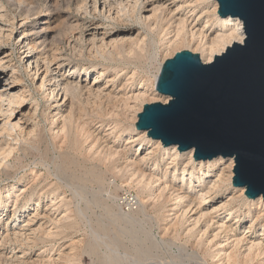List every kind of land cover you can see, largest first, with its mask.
<instances>
[{
	"label": "rangeland",
	"instance_id": "374dc122",
	"mask_svg": "<svg viewBox=\"0 0 264 264\" xmlns=\"http://www.w3.org/2000/svg\"><path fill=\"white\" fill-rule=\"evenodd\" d=\"M83 1L0 0V23L8 26L6 22L15 18L14 30L8 34V27H5V32L0 35V58H3L0 72L15 71L19 81H15L14 90L21 88L24 99L18 107H13L19 110V124L25 126L17 148L9 157L0 160V264H200L197 261L219 264L225 258L222 262L218 254L210 258L220 245L224 246L221 257L232 255L237 264H264V206L258 202L247 206L239 187L232 185L234 162L231 164L230 158L220 156L221 161L216 163L213 171H210L211 167L205 168L208 175L198 173V164L188 163L185 152H179L175 157L171 146L163 149L156 140L143 136V132L135 128L137 114L145 103L167 101L153 87V74L158 65L181 50H189L201 58L199 39L208 42L216 34L227 32L218 22L215 23L214 3L211 0L200 4V0H173L176 4L172 8H179L173 18L167 14V9H163L157 24L153 19L147 20L141 30L133 20L136 15L131 11L120 18L114 17L115 6L120 0L112 1L110 7L107 5L102 9L100 6L96 10H91L92 0ZM78 5L90 7L86 8L89 13L78 11ZM151 5V2L146 3L148 9L145 8L143 14H148L154 4ZM3 12L6 19L2 16ZM75 14L79 15L80 23L89 20V16L97 21L99 33L93 44L86 40L77 42L82 31L80 26L79 31L68 29L70 17ZM26 15L27 18H24ZM40 28H43L47 38H33ZM129 28L132 29L131 34L127 33ZM178 32L182 33L180 38L183 41L171 44ZM22 33L28 40L35 39L33 45L37 56L45 49H55L56 52L52 51L71 70L77 63L79 71L74 69L75 74L70 80L80 85L81 91L73 96L68 93L65 99L63 95H57L62 94L60 88L66 81L65 77L71 75L66 71L63 73L65 76L53 78L55 74L48 67L45 76L42 73L34 78L20 59L21 50L16 37ZM122 36L126 38H119ZM132 36L129 42L127 37ZM112 40L120 44H109ZM38 58L44 62L42 56ZM98 71L102 74L97 79L98 86L91 88ZM79 72L82 75L80 78L77 75ZM86 72L87 81L84 80ZM108 78L112 80L107 82ZM132 92H138L142 98L137 102L132 100L129 97ZM57 106L59 109L55 117ZM124 107H128L129 111ZM70 113L72 116H69ZM65 116L71 117L72 121L69 123V118ZM62 120L66 125L63 132L59 130L63 126ZM4 138L7 137L4 135ZM182 168H186L184 177ZM202 168L205 170L204 166ZM230 175L231 182L228 184L226 180ZM199 178L204 182H199ZM218 178L221 187L199 204L198 200L202 202L200 193L206 192L210 182ZM144 181L148 184L145 187ZM163 188L166 189L161 190ZM177 195L183 196L184 202L178 203L174 197ZM129 196H132L133 203H137L132 206L127 204L129 199L126 203L125 198ZM225 199L227 205L219 208L222 205L220 202ZM184 209L187 212L181 218ZM202 211L211 214L206 213L201 220ZM252 217L258 218L254 222ZM194 219H198L195 226L192 225ZM29 220L30 226H25ZM207 225L210 226L205 239L202 233ZM36 228L41 231L32 232L30 240L15 234ZM215 234L217 237H213ZM235 238L237 241L242 238L239 247ZM258 240L263 246L262 249L260 247L261 253L254 254L256 250L246 252L251 241ZM236 252L239 254L236 255ZM246 255L248 258L244 260Z\"/></svg>",
	"mask_w": 264,
	"mask_h": 264
},
{
	"label": "water",
	"instance_id": "95a60500",
	"mask_svg": "<svg viewBox=\"0 0 264 264\" xmlns=\"http://www.w3.org/2000/svg\"><path fill=\"white\" fill-rule=\"evenodd\" d=\"M221 18H238L244 39L211 62L189 50L163 61L155 91L165 102L145 103L135 128L193 149L195 160L233 158L232 185L264 200V0H216Z\"/></svg>",
	"mask_w": 264,
	"mask_h": 264
},
{
	"label": "bare ground",
	"instance_id": "6f19581e",
	"mask_svg": "<svg viewBox=\"0 0 264 264\" xmlns=\"http://www.w3.org/2000/svg\"><path fill=\"white\" fill-rule=\"evenodd\" d=\"M38 1V0H37ZM82 1V0H81ZM85 2L87 1V0H84ZM83 1V2H84ZM89 1V0H88ZM87 1V2H88ZM93 2V9H91V10H96L97 9V7H102V9H105V7L108 5H111V3H112V1H114V0H92ZM117 1V0H116ZM119 1V0H118ZM128 1V2H127ZM180 1V0H179ZM203 1H205V0H200V2H199V4L201 3V2H203ZM208 1V0H207ZM213 3H214V8H212L213 10H214V13H216V15H217V17H216V20H215V23L216 22H218L219 23V25L223 28V29H226L227 30V32H221V33H218V34H216V36L215 37H213V38H211L208 42L206 41V40H203L202 38H200L199 39V41H198V45H200L201 47H202V54H201V60L203 61V62H211L212 60H213V57H214V55H217V54H220V53H222L225 49H226V47H228L229 45H231L233 42H239V43H241L242 42V40L244 39V31H243V26H242V22L238 19V18H232V17H225V18H221L218 14H217V8H218V4H217V1L216 0H211ZM48 2V1H47ZM91 2V1H90ZM148 2H151L152 3V9H149V11H147L148 12V14L147 15H145V14H143V10L146 8V3H148ZM182 2V1H181ZM186 2V1H185ZM184 2V3H185ZM189 2V1H188ZM77 3V2H76ZM82 3V2H81ZM204 3V2H203ZM202 3V5H204ZM206 3V2H205ZM55 4V3H54ZM84 5H85V3H83ZM114 4H116V3H114ZM127 4H129V5H127ZM174 4H176L173 0H126V1H122V0H120V2H119V5L117 4V6H115V10H116V12H114L115 13V16L114 17H118V18H120V16L122 15H125L126 13H128L129 11H131L133 14H135L136 15V19L134 18L133 20H135L137 23H138V26H139V28H141V30H142V28H143V25L145 24V22L147 21V20H154V22H156L157 21V19L159 18V13L161 14H163V9H167L169 12H167V14L169 13V16L171 17V18H173L174 16H175V13H176V10L178 11V9L179 8H172V6L174 5ZM193 4V3H192ZM192 4H190V5H192ZM198 4V5H199ZM53 5V4H52ZM76 5V4H75ZM81 5V4H80ZM87 5H89V4H87ZM149 5V4H148ZM183 5V4H182ZM182 5H180V6H182ZM206 5V4H205ZM3 6V5H2ZM55 6V5H54ZM79 6V5H78ZM83 6V5H82ZM79 6V8H78V11H85L86 13H89V11L87 10V9H89V8H87L86 6ZM157 6V7H156ZM159 6V7H158ZM49 7H51V6H49ZM110 7V6H109ZM109 7H108V10H109ZM176 7V6H175ZM179 7V6H178ZM189 7V6H188ZM203 7V6H202ZM2 8V7H1ZM56 8H57V6H56ZM77 8V7H76ZM87 8V9H86ZM183 8V7H182ZM192 8V7H191ZM204 8V7H203ZM101 9V10H102ZM111 9H113V8H111ZM146 9H148V8H146ZM181 9V8H180ZM194 9V8H193ZM197 9V8H196ZM43 10V9H42ZM57 10V9H56ZM55 10V11H56ZM99 10V9H98ZM107 10V11H108ZM166 10V11H167ZM195 10V9H194ZM40 12V11H39ZM53 12V11H52ZM51 12V13H52ZM74 12V11H73ZM94 12V11H93ZM103 12V11H102ZM109 12H110V10H109ZM193 12V11H192ZM78 13V12H77ZM84 13V12H83ZM92 13V12H91ZM90 13V14H91ZM97 13V12H96ZM107 13V12H106ZM213 13V14H214ZM41 14V13H40ZM85 14V13H84ZM84 14H82V16L84 15ZM89 14V15H90ZM103 14V13H102ZM108 14V13H107ZM132 14V15H133ZM193 14V13H192ZM76 16H74V17H70V23H69V25H68V29L70 30V31H72V30H78V28H79V26L81 27V29H82V31L79 33V36L77 37L78 38V40H77V42L78 41H83V40H86L87 42H91L92 44L97 40L96 38H97V35H98V27H97V21H95L93 18H92V16H89V17H91V18H89V20H86L85 18V20L86 21H84L83 23H80V17H79V15L78 14H75ZM109 15V14H108ZM107 15V16H108ZM166 15V14H165ZM215 15V14H214ZM2 16L5 18V15H4V12H3V14H2ZM20 16V15H19ZM27 16L28 15H26V17H24V18H27ZM66 16H67V14H66ZM65 16V17H66ZM167 16V15H166ZM3 17H1V19L3 18ZM10 17H12V16H10ZM13 17H15V16H13ZM23 17V16H22ZM21 17V18H22ZM69 17V16H68ZM110 17V16H109ZM129 17H131V16H129ZM168 17V16H167ZM188 17V16H187ZM3 18V19H4ZM20 18V17H19ZM51 18V17H50ZM87 18V17H86ZM132 18V17H131ZM161 19H162V17H160ZM178 18H180V16L178 17ZM215 18V17H214ZM6 19V18H5ZM10 19V18H9ZM8 19V20H9ZM14 19L15 18H11V21L9 22V23H7L6 22V24L8 25V26H5L4 24H2V23H0V35L2 36V34L5 32L4 30H5V27H8L6 30H8V34L10 33V32H12L13 30H14V25H15V21H14ZM23 19V18H22ZM165 19H166V17H165ZM7 20V21H8ZM19 20V19H18ZM52 20V19H51ZM129 20H131V19H129ZM128 20V21H129ZM159 20V19H158ZM181 20H182V18H181ZM3 21V20H2ZM5 21V20H4ZM53 21V20H52ZM161 21V20H160ZM22 22V21H21ZM24 22V21H23ZM22 22V23H23ZM46 22V21H45ZM167 22V21H166ZM185 22V21H184ZM184 22H183V25H184ZM17 23V22H16ZM25 23V22H24ZM47 23V22H46ZM65 23V22H64ZM63 23V24H64ZM81 25H80V24ZM99 23V22H98ZM135 23V22H134ZM179 23V22H178ZM182 23V22H181ZM155 24V23H154ZM156 24H157V22H156ZM194 24H195V22H194ZM207 24V23H206ZM48 25V24H47ZM66 25V24H65ZM100 25V24H99ZM159 25H160V23H159ZM182 25V26H183ZM45 26V25H44ZM67 26V25H66ZM182 26H180V28L182 27ZM194 26V25H193ZM192 26V27H193ZM204 26H206V25H204ZM19 27V26H18ZM170 27V26H169ZM195 27V26H194ZM66 28V27H65ZM75 28H77V29H75ZM177 28V27H176ZM198 28V27H197ZM22 29V28H21ZM67 29V28H66ZM65 29V30H66ZM37 30V29H36ZM68 30V31H69ZM172 30H174V29H172ZM197 30V29H196ZM31 31V30H30ZM43 28H40V30L39 31H36V34H35V37H33V38H47V35L46 34H44L43 32ZM48 31V30H47ZM79 31V30H78ZM184 31V30H183ZM183 31H182V33H183ZM199 31V30H198ZM202 31H204V27H203V30ZM168 32V31H167ZM169 32H170V30H169ZM168 32V33H169ZM193 32V31H192ZM195 32V31H194ZM200 32V31H199ZM25 34H28V33H26V32H24ZM24 33H22V34H19L17 37H16V41H17V43H18V45H19V48H20V59L24 62V66H25V68H26V70H29L30 71V73L33 75V77L35 78V77H37V76H40L42 73H44V76L46 75V73H47V71H49L48 70V67H50L51 68V70L53 71V73L55 74V75H53L54 77L53 78H56L57 76H65L63 73H64V71H66L67 73H68V75L69 74H71L70 76H67V77H65V79H66V81H65V83L62 85V87L60 88L61 89V91H62V94H59V93H57V95H63V99H65V97L66 96H68L67 94L69 93V95L70 96H73L74 94H76V93H78L79 92V86L78 85H76V83H73V81L72 80H70L73 76H74V72H73V70L74 69H76V72H77V68H78V71H79V66H78V64L76 63V64H74V66L72 67V70L70 69L71 67H69L67 64H63L64 62L61 60V59H59V55H56L53 51H55V49L52 51L51 49H49V50H43L42 52H41V50H42V47H41V50H40V55H38V56H42V60L44 61V62H41V60L38 58V56H37V53H35V49H34V42H35V39H31V40H28L27 39V37H25L26 35L24 34ZM32 33V32H31ZM67 33H69V32H67ZM127 33L129 34H131L132 33V29L131 28H129V29H127ZM137 33V32H136ZM175 33V32H174ZM180 33L181 32H178V33H176V36H175V38L174 39H172V42H171V44H175V43H179V42H182L183 40L180 38L181 37V35H182V33H181V35H180ZM185 33V32H184ZM190 33H191V31H190ZM208 33V32H207ZM30 34V33H29ZM127 34V35H128ZM170 34V33H169ZM194 34V33H193ZM196 34V33H195ZM5 35V34H4ZM7 35V34H6ZM103 35V34H102ZM137 35H139V34H137ZM187 35V34H186ZM201 35V34H200ZM8 36V35H7ZM129 36V35H128ZM149 36V35H148ZM173 36V35H172ZM188 36V35H187ZM193 36V35H192ZM197 36V35H196ZM73 37V36H72ZM76 37V36H75ZM102 37V36H101ZM100 37V38H101ZM136 37V36H135ZM134 37V38H135ZM191 37V36H190ZM76 38V39H77ZM119 38H126L125 36H122V37H119ZM129 38H133V36L132 37H127V40L129 39ZM171 38V37H170ZM193 38V37H192ZM208 38V37H207ZM136 39H137V37H136ZM139 39V38H138ZM143 39V38H142ZM151 39V38H150ZM185 39V38H184ZM194 39H196V38H194ZM193 39V40H194ZM42 40V39H41ZM71 40V39H70ZM121 40V39H120ZM144 40V39H143ZM142 40V41H143ZM171 40V39H170ZM198 40V39H197ZM49 41V40H48ZM113 42H111V43H109V44H115L116 45V43H119V42H117V41H114V40H112ZM123 41V40H122ZM122 41H120V42H122ZM129 41V40H128ZM195 41V40H194ZM40 42H42V41H40ZM75 42V41H74ZM79 42V43H80ZM100 42V41H99ZM102 42H105V41H102ZM130 42V41H129ZM189 42H191V41H189ZM44 43H45V41H44ZM128 43V42H127ZM196 43V42H195ZM35 44H38V43H35ZM40 44V43H39ZM104 44H107V42H105ZM108 44V45H109ZM120 44V43H119ZM140 44H141V40H140ZM78 45V44H77ZM114 45V46H115ZM144 45V44H143ZM39 46V45H38ZM43 46V45H42ZM122 46V45H121ZM139 46V45H138ZM171 47H172V45H170ZM177 46V45H176ZM40 47V46H39ZM78 47V46H77ZM103 47V46H102ZM168 47H169V45H168ZM47 48V47H46ZM106 48V47H105ZM113 48V47H112ZM128 48H129V46H128ZM139 48V47H138ZM200 48V47H199ZM23 49V50H22ZM48 49V48H47ZM115 49H116V47H115ZM136 49V48H135ZM99 50V49H98ZM101 50V49H100ZM103 50V49H102ZM117 50V49H116ZM130 50V49H129ZM131 51H132V49H131ZM38 52V51H37ZM56 52V51H55ZM116 52H118V51H116ZM128 52H130V51H128ZM112 53V52H111ZM119 53V52H118ZM131 53V52H130ZM130 53H128V54H130ZM139 53V52H138ZM141 53V52H140ZM96 54V53H95ZM102 54V53H101ZM120 54V53H119ZM110 56H112V54H109ZM114 55V54H113ZM101 58V57H100ZM113 58V57H112ZM105 59V58H104ZM2 60H3V58H0V64H1V62H2ZM161 65H162V63H160L159 65H158V67L156 68V72H155V74H153V84H154V86L153 87H155V80H156V78H157V76H158V74H159V71H160V68H161ZM30 66H32L31 68H30ZM14 67V66H13ZM12 69V68H11ZM75 71V70H74ZM14 72L15 71H13V70H10V72H6L5 70H3V71H1L0 72V160L1 159H6L7 157H9L10 155H11V153L17 148V145H18V142H19V138L22 136V134L25 132L24 130H25V126L24 125H21V124H19V122H20V120H21V117H20V113H19V110H17V109H15L14 107L15 106H17L18 107V104H20V102H22L23 101V99H24V95H23V91H21V88H17L18 90H14V88L16 87V84H15V81H17L18 79H17V76H15L14 75ZM29 73V74H30ZM98 73V76H95L94 77V80H93V82L91 83V88H92V86H94L95 87V89H96V87L98 86V81H97V79L99 78V77H101L102 76V74H101V72L100 71H98L97 72ZM57 74V75H56ZM78 78H80V76H82L81 75V73L79 72L78 74ZM42 77V80H41V84L43 83V80H44V78L45 77ZM85 81H87V79H88V74H87V72H86V74H85ZM20 79V78H19ZM63 80V79H62ZM112 79L110 78H108V80H107V82L108 81H111ZM2 81H3V83H2ZM19 81V80H18ZM17 81V82H18ZM57 81V80H56ZM60 81V80H59ZM57 83V82H56ZM60 83V82H59ZM58 83V84H59ZM86 83V82H85ZM40 84V85H41ZM39 85V87H41ZM86 85V84H85ZM55 86H57V85H55ZM89 87H90V85H89ZM86 89H88V91L90 90V88H86ZM23 90V89H22ZM81 91V90H80ZM140 92V91H139ZM131 93V92H130ZM53 95V94H52ZM58 96V97H59ZM143 97H144V95H142ZM75 97V96H74ZM86 97V96H85ZM132 100H134V101H136L137 102V100H139V98L141 97V94L139 95V93L137 92V93H134V92H132V94H130V96H129ZM127 98H128V96H127ZM142 98V97H141ZM167 98V97H166ZM168 99V98H167ZM130 100V99H129ZM64 101V100H63ZM62 101V102H63ZM73 101V103H74V100H72ZM85 101V100H84ZM57 102V101H56ZM165 102V101H164ZM99 103V102H98ZM57 104V103H56ZM55 104V105H56ZM96 104V103H95ZM14 106V107H13ZM72 107V106H71ZM126 107V106H125ZM124 107V109H126ZM129 107V106H128ZM128 107H127V109H126V111L128 110ZM130 108V107H129ZM58 109H59V107L57 106L56 107V111H55V113H54V115H55V117H56V115H57V111H58ZM62 110V109H61ZM70 111V110H69ZM72 111V110H71ZM129 111V110H128ZM22 113V112H21ZM69 113V112H68ZM72 113V112H71ZM71 113H70V115L69 116H72L71 115ZM118 115V114H117ZM104 116V115H103ZM62 117H63V115H62ZM65 117H67V118H69L68 119V122L69 121H72L71 120V117H68V116H65ZM74 117H76V116H74ZM67 118H66V120H67ZM62 119V118H61ZM74 119H76V118H74ZM74 121V120H73ZM70 123V122H69ZM62 124H63V126L61 125V128L59 129V130H61L62 132H63V130H65V121H63L62 120ZM67 124V123H66ZM117 124H118V121H117ZM72 125H73V122H72ZM71 125V126H72ZM59 126V125H58ZM67 126H68V124H67ZM70 126V127H71ZM116 126V125H115ZM114 126V127H115ZM57 127V126H56ZM73 127V126H72ZM72 127H71V129H72ZM134 127V126H133ZM69 128V127H68ZM71 129H70V131H71ZM33 130V129H32ZM68 130V129H67ZM66 130V131H67ZM31 131V130H30ZM141 132H143V136H145V137H148L147 136V133H146V131H141ZM67 133V132H66ZM74 133V132H73ZM26 134L28 135L29 133H27L26 132ZM63 134V133H62ZM77 134V133H76ZM4 135L7 137V138H4ZM78 135V134H77ZM63 136H64V134H63ZM67 136V135H66ZM69 136V135H68ZM65 137V136H64ZM74 137V136H73ZM133 137V136H132ZM74 138H76V137H74ZM149 138V137H148ZM66 139H67V137H66ZM77 139V138H76ZM129 140V139H128ZM12 141H14V142H12ZM74 142V141H73ZM76 143V142H75ZM74 143V144H75ZM156 143L158 144V145H162L161 143H160V141L159 140H156ZM13 144H15V146L13 145ZM17 144V145H16ZM157 145V146H158ZM158 148V147H157ZM162 148L163 149H166L163 145H162ZM169 148V147H168ZM171 149H173V155H175V157H176V154H178L180 151L177 149V146H175V145H172L171 147H170ZM170 150V149H169ZM185 154L188 156V163H191V164H194V165H196V164H198V173H204L205 175H208L209 174V172L205 169L206 167H211L212 169L210 170V171H213L214 170V168H215V166H216V163L217 162H219V161H221V157L220 156H217V157H213L211 160H209V159H206V160H199V161H197V160H195L194 158H193V149H190V150H188V151H185ZM80 157V156H79ZM145 157V156H144ZM174 159V158H173ZM230 161H231V164H233V159L232 158H230L229 159ZM174 162V161H173ZM172 162V163H173ZM0 164H1V161H0ZM33 165V164H32ZM58 165V164H57ZM176 165V164H175ZM204 166V169L205 170H203V167ZM58 167V166H57ZM190 167H191V165H190ZM56 168V167H55ZM174 168V167H173ZM194 168V167H193ZM33 171V170H32ZM185 171H186V168H182L181 169V174H182V176L184 177V173H185ZM189 172V171H188ZM143 173V172H142ZM165 173V172H164ZM174 173V172H173ZM180 173V172H179ZM58 174V173H57ZM140 174V173H139ZM141 175V174H140ZM175 175V174H174ZM203 175V174H202ZM61 176V175H60ZM143 179H144V173H143ZM181 176V177H182ZM191 176V175H190ZM199 176V175H198ZM220 176V175H219ZM218 176V177H219ZM231 176L232 175H230L228 178H227V182H228V184H230V182H231ZM187 177V176H186ZM96 178H99V176H96ZM140 178H141V176H140ZM211 178V177H210ZM54 179V178H53ZM100 179V178H99ZM147 179H148V177H147ZM207 179V178H206ZM219 179L220 178H218L217 180H214V181H212V182H210V184H209V186H207V188H205L206 189V192H204V193H200V199L202 200V202H200L198 199H197V197H196V199L198 200V202H199V204H201V203H203L205 200H206V198H207V196H209L210 195V193L212 192V191H215L216 189H218L219 187H221L219 184ZM150 180V179H149ZM182 180H183V178H182ZM192 180V179H191ZM222 180V179H221ZM139 181H140V179H139ZM138 181V182H139ZM184 181V180H183ZM182 181V182H183ZM181 182V181H180ZM181 182V183H182ZM199 182H204V180L202 179V178H199ZM140 183H142L141 181H140ZM193 183V182H192ZM222 184H223V182H221ZM232 183V182H231ZM189 184H190V186H193V185H191V182H189ZM207 184V185H208ZM73 185V184H72ZM142 185V184H141ZM144 187L146 186V185H148V184H146V181H144ZM188 185V184H187ZM71 186V185H70ZM162 186H165V184H163ZM166 188H168L167 186H165ZM166 188H163V189H161V190H165ZM196 188H197V186H196ZM204 188V187H203ZM78 189V188H77ZM144 190V189H143ZM173 190V189H172ZM191 190V189H190ZM194 190V189H193ZM239 190L241 191V195L243 196V200H244V202H245V204L247 205V206H251V205H253L255 202L257 203H259L260 205H262V206H264V200L262 199V197L261 196H259V197H257V198H249V197H247L245 194H244V187H242V188H239ZM172 192V191H171ZM170 192V193H171ZM149 193V192H148ZM179 193V192H178ZM173 194V193H172ZM182 195H184V194H182ZM240 195V196H241ZM159 197V196H158ZM179 202L178 203H181L183 200H184V198H183V196H181V195H177V196H174ZM198 197H199V194H198ZM232 197V196H231ZM186 198V197H185ZM156 199V198H155ZM187 199V198H186ZM193 200V199H192ZM226 200V199H225ZM187 201V200H186ZM194 201V200H193ZM192 201V202H193ZM235 201V200H234ZM233 201V202H234ZM141 202V201H140ZM144 202V201H143ZM184 202V201H183ZM197 202V203H198ZM228 202H230V201H228ZM137 203V202H136ZM135 203V201H134V203L132 202V204H130V203H127V204H129L130 206H132L133 204H136ZM177 203V204H178ZM186 203V202H185ZM220 203H222V205H221V207H219V208H222V207H224V206H226L227 205V200L226 201H224L223 200V202H220ZM142 203H140V205H141ZM176 204V205H177ZM189 204V203H188ZM190 204H192V203H190ZM199 204H198V206H199ZM228 204H230V203H228ZM163 205V204H162ZM180 205V204H179ZM178 205V206H179ZM232 205V204H231ZM241 205V204H240ZM244 205V204H243ZM257 205V204H256ZM188 207H186V210H187V208H189V205H187ZM202 206V205H201ZM254 206V205H253ZM165 207V206H164ZM218 207V206H217ZM233 207H235V205L233 206ZM241 207V206H240ZM184 208V207H183ZM215 209V208H214ZM227 209V208H226ZM185 209H184V211H183V213L181 214V218H183V217H185V215H186V212L188 211H186ZM212 210H213V208H212ZM203 211H205V210H203ZM201 212V214L203 215V216H201V220H202V218L204 217V215L206 216V213H208L209 211H206V212ZM211 211V210H210ZM227 211V210H226ZM229 211V210H228ZM107 212V211H106ZM122 212V211H121ZM182 212V211H181ZM180 212V213H181ZM259 213V212H258ZM260 213H262V211L260 212ZM128 214V213H127ZM127 214H125V215H127ZM208 214H211V213H208ZM207 214V215H208ZM236 214V213H235ZM229 215V214H228ZM258 215V214H257ZM211 216V215H210ZM256 216V215H255ZM259 216V215H258ZM264 216V215H263ZM125 217V216H124ZM163 217V216H162ZM179 217V218H180ZM198 217V216H197ZM199 217H200V215H199ZM236 218L238 219V215L236 216ZM257 218L258 217H252V220L254 219V222L257 220ZM127 219H129L128 217H127ZM200 219V218H199ZM183 220V219H182ZM185 220V219H184ZM195 220V219H194ZM31 220H29L27 223H26V225L25 226H30L29 225V222H30ZM115 221H116V219H115ZM129 221V220H128ZM131 221V220H130ZM204 221V220H203ZM248 221V220H247ZM200 222V221H199ZM194 224H192L193 226H195L197 223H198V219H196L195 220V222H193ZM176 224V223H175ZM223 224V223H222ZM251 224V223H250ZM249 224V225H250ZM205 225V224H204ZM209 226L210 225H207L206 226V228L204 229V231H203V233H202V237L206 234V231L208 230V228H209ZM192 227V226H191ZM198 227V226H197ZM196 227V228H197ZM219 227V226H218ZM224 227V226H223ZM101 228V227H100ZM190 228V227H189ZM192 228H194V227H192ZM192 228H190L189 229V231H192ZM11 230H13V229H11ZM39 230L40 229H38V228H36V229H34V230H32V231H29V229H27V230H22V231H20L21 233H15L16 235H18V236H22V235H24L23 237H25L27 240L30 238L31 239V235L30 234H32V232H36V231H38L39 232ZM187 230H188V228H187ZM249 229L247 228V231H248ZM262 230V229H261ZM41 231V230H40ZM7 232V231H6ZM262 232H264V231H262ZM208 233V232H207ZM189 234V233H188ZM198 234V233H197ZM199 234H201V233H199ZM217 234V233H216ZM216 234L213 236V237H215L216 236ZM262 234V233H261ZM146 235V234H145ZM149 235V234H148ZM190 235V234H189ZM5 236H7V235H5ZM9 236V235H8ZM150 236V235H149ZM207 236V235H206ZM201 237V236H200ZM205 237V236H204ZM217 237V236H216ZM136 238V237H135ZM29 239V240H30ZM138 239V238H137ZM205 239H206V237H205ZM237 238H235V241H236V243L237 244H239L240 242H241V239L242 238H240L239 239V241H237L236 240ZM132 240V239H131ZM140 240V239H139ZM209 240V239H208ZM207 240V241H208ZM210 240H211V238H210ZM213 240V239H212ZM211 240V241H212ZM202 241V240H201ZM206 241V240H205ZM243 241V240H242ZM253 241V240H252ZM251 241V243H250V245L248 246V248H247V250H246V252H253L254 250H256L255 251V253L254 254H256V255H258V254H260L261 252H260V247H261V244L262 243H260V241L258 242H252ZM262 242V241H261ZM33 243V242H32ZM156 243V242H155ZM202 243V242H201ZM207 243V242H206ZM208 243H211V242H208ZM167 244V243H166ZM225 244V243H224ZM223 244V245H224ZM242 244V243H241ZM209 245V244H208ZM217 245H219V244H217ZM92 246V245H91ZM240 246V244L237 246V247H239ZM246 246V245H245ZM224 246H222V245H220L218 248H219V250H217L214 254H212L211 255V258L210 259H212V258H214L217 254V256H218V259L219 260H221V262L224 260V258H225V264H237V259H235L232 255H229L228 253V255H225L224 257H221V254H223L224 255V253H222V248H223ZM233 247H235V246H233ZM263 247V246H262ZM262 247H261V249H262ZM208 249V248H207ZM217 249V248H216ZM215 249V250H216ZM214 250V251H215ZM264 250V249H263ZM208 251V250H207ZM224 251V250H223ZM234 251H235V249H234ZM233 251V253L235 254V252ZM239 251V250H238ZM230 252H232V251H230ZM229 252V253H230ZM260 252V253H259ZM237 253L238 252H236V255H237ZM243 253V252H242ZM195 254V253H194ZM232 254V253H231ZM239 254V253H238ZM245 254V253H244ZM247 255H248V253H246ZM190 256L189 257H191V254H189ZM236 255H234L235 257H236ZM246 255V256H247ZM255 255V256H256ZM109 256V255H108ZM188 256V255H187ZM196 257L198 256L197 254L195 255ZM194 256V257H195ZM239 256V255H238ZM250 256V255H249ZM193 257V258H194ZM199 257V256H198ZM242 257V256H241ZM192 258V257H191ZM201 258V257H200ZM199 258V259H200ZM236 258H238V257H236ZM243 258H244V255H243ZM246 258H248V256L247 257H245V259L244 260H246ZM251 258V257H250ZM249 258V259H250ZM195 259H197V258H195ZM208 259V258H207ZM223 259V260H222ZM111 260V259H110ZM244 260H243V262H244ZM223 261V262H224ZM250 261V260H249ZM113 262V261H112ZM198 263H200V264H203V262L204 261H202V263L200 262V261H197ZM220 262V261H219ZM223 262L222 263H219V264H223ZM248 262V261H247ZM109 263H111V262H109ZM109 263H107V264H109ZM245 263V262H244ZM241 264V263H240ZM243 264V263H242Z\"/></svg>",
	"mask_w": 264,
	"mask_h": 264
},
{
	"label": "built area",
	"instance_id": "2783aa9c",
	"mask_svg": "<svg viewBox=\"0 0 264 264\" xmlns=\"http://www.w3.org/2000/svg\"><path fill=\"white\" fill-rule=\"evenodd\" d=\"M131 197H132V196H129L128 198H125V201H126V203H127V200H128V199L130 200V201L128 200V202H129V203H131V202H132V199H131Z\"/></svg>",
	"mask_w": 264,
	"mask_h": 264
}]
</instances>
